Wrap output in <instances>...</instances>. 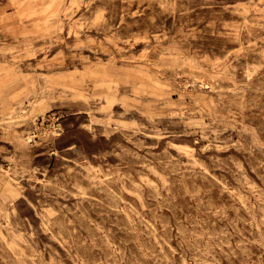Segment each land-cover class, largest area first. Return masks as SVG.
I'll list each match as a JSON object with an SVG mask.
<instances>
[{
    "label": "rangeland",
    "instance_id": "rangeland-1",
    "mask_svg": "<svg viewBox=\"0 0 264 264\" xmlns=\"http://www.w3.org/2000/svg\"><path fill=\"white\" fill-rule=\"evenodd\" d=\"M0 264H264V0H0Z\"/></svg>",
    "mask_w": 264,
    "mask_h": 264
}]
</instances>
